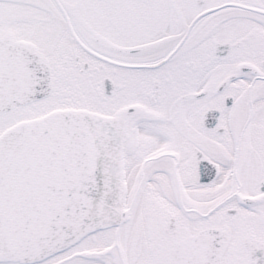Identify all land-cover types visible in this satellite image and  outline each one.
<instances>
[{"label": "snow or ice", "instance_id": "1", "mask_svg": "<svg viewBox=\"0 0 264 264\" xmlns=\"http://www.w3.org/2000/svg\"><path fill=\"white\" fill-rule=\"evenodd\" d=\"M0 264H264V0H0Z\"/></svg>", "mask_w": 264, "mask_h": 264}]
</instances>
